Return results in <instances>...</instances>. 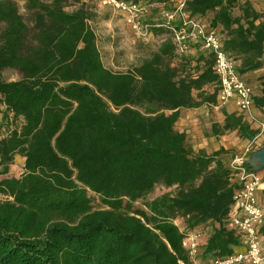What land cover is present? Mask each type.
<instances>
[{"label":"trees","instance_id":"1","mask_svg":"<svg viewBox=\"0 0 264 264\" xmlns=\"http://www.w3.org/2000/svg\"><path fill=\"white\" fill-rule=\"evenodd\" d=\"M70 6L0 0V76L6 69L21 75L0 79V133L7 130L0 135V196L7 197L0 264H193L182 242L197 230L207 234L197 261L232 255L240 240L227 222L236 187L221 159L229 152L194 154L174 129L181 110L216 105L213 57L198 47L179 56L166 39L131 70L113 73L90 25L95 15ZM246 8L235 17L231 0L190 4L199 16L213 13L210 26L221 30L242 77L264 67V16ZM259 87L260 110L264 76ZM223 116L213 137L255 139L240 116ZM16 156L24 173L5 177ZM157 186L176 192L136 209ZM89 195L103 208L93 209Z\"/></svg>","mask_w":264,"mask_h":264},{"label":"built area","instance_id":"2","mask_svg":"<svg viewBox=\"0 0 264 264\" xmlns=\"http://www.w3.org/2000/svg\"><path fill=\"white\" fill-rule=\"evenodd\" d=\"M186 1H178L174 10L163 13L157 22L151 23L146 19L149 7L145 5L99 0L103 7L120 14L137 41L146 43L158 34L160 44L169 39L179 56L188 55L194 47H198L213 57V73L219 83L217 107L232 103L238 116L250 126L254 125L257 131L255 139L248 142L245 151L241 155H234L228 165L230 180L236 187L227 222L239 237L240 246L232 255L203 262L196 258L199 247L205 243L206 232L197 230L188 234L182 246L193 264H264V241L260 236V229L264 225V179L263 174L249 169L245 163L250 148L259 142L264 122L258 119L254 110L255 94L238 72L239 61L224 50L221 30L212 28L210 22L202 17H190L185 11Z\"/></svg>","mask_w":264,"mask_h":264},{"label":"rangeland","instance_id":"3","mask_svg":"<svg viewBox=\"0 0 264 264\" xmlns=\"http://www.w3.org/2000/svg\"><path fill=\"white\" fill-rule=\"evenodd\" d=\"M123 2L132 4H142L149 7V14L147 20L151 23L157 22L161 15L167 11L174 10L175 5L181 0H121ZM193 0H187L185 3V11L190 17H197L190 9V4ZM232 2V12L235 17H241L244 9H247V5L251 6L255 11L261 13L264 16V0H231ZM69 10L73 7L86 6L91 9L92 13L95 15V19L90 22L92 29L94 30L96 37L98 38V49L101 52L103 58V65L106 69L113 73H126L131 70L133 66L138 65L143 59L150 57L152 52L156 51L160 45V36L154 35L153 38L146 42L141 43L134 38L127 26L122 20V17L117 12L109 9L108 7H103L99 0H70ZM20 11L23 13L22 4H19ZM213 13H206L202 17L206 20H210ZM193 57L197 55L192 54ZM181 58V57H180ZM180 58L172 61L171 66L177 67L180 63ZM264 76L263 72H252L243 77L245 83L252 89L253 93L258 94L260 87V78ZM21 75L18 71L14 69H6L2 72L0 79L5 82L18 81ZM217 106H203L196 110V114H190L189 111L181 110L180 116H183V124L180 127L185 126L187 129L186 135V146L192 153L196 154L198 152H205L206 154H211L213 148L219 145V142L223 141L224 136H228L229 146L224 148L225 151L229 152L223 155L221 159L229 165L231 160L230 155H241L248 146V142L244 140H238L237 136L233 134L226 133L217 138L213 137L211 133V127L213 124L221 125L217 118L219 114H223V109L218 107L215 110L214 107ZM264 122V121H263ZM188 123L189 126L185 124ZM19 124V122H18ZM192 125V126H191ZM178 124L175 125L174 129L178 131L180 128ZM11 128V126H10ZM7 130H2L0 135H4ZM263 135V134H262ZM262 135L259 138L258 144L250 148L249 153L246 155L245 159L249 162L252 161L251 155L254 152L259 151L264 147V142L262 141ZM224 143L226 141H223ZM228 145V144H227ZM250 165V163H249ZM251 166V165H250ZM250 169V167L247 165ZM260 172L264 175V168ZM24 173V158L16 156L13 165L10 166L9 172L5 177L8 178H19ZM174 193L176 190H165L161 186H157L153 193L150 194L143 200H140L134 204L136 209H144L146 202L164 195L166 193ZM91 199V206L93 209H102L103 206L100 203V199L96 196L89 195ZM7 197L0 196V202H3ZM185 222L182 219L174 221V225L178 227L179 231H183V226Z\"/></svg>","mask_w":264,"mask_h":264},{"label":"crops","instance_id":"4","mask_svg":"<svg viewBox=\"0 0 264 264\" xmlns=\"http://www.w3.org/2000/svg\"><path fill=\"white\" fill-rule=\"evenodd\" d=\"M97 38V37H96ZM99 45V43H98V38H97V46ZM99 50V49H98ZM99 53H100V56H101V52L99 51ZM101 60H102V63H103V58H102V56H101ZM258 71H261V72H263V68L261 69V70H258ZM257 71V72H258ZM258 94H259V92H258ZM258 94H256V95H258ZM224 108V109H223ZM214 109L215 110H218L219 108L217 107V106H215L214 107ZM222 109L223 110H225L228 114H231V113H234V114H236V115H238L237 114V112H236V109H235V106L232 104V103H228V104H226L225 106H223L222 107ZM196 110H198V109H195V110H186V111H189V113L190 114H196L195 112H196ZM255 110V113H256V115H257V117H258V119L259 120H261V121H264V108H262V109H254ZM181 115V114H180ZM217 120H218V122L219 123H221L222 124V122L224 121V116H223V114H219V116H218V118H217ZM183 116H180L179 117V119H178V121L176 122V124H178L179 125V127H180V125H182L183 124ZM175 124V125H176ZM186 126H189L188 125V123H186L185 124ZM192 126V125H191ZM185 126H181L179 129H178V132H185V133H187V129H185L184 128ZM253 130H256V127L254 126V125H251L250 126ZM226 134V133H225ZM229 134H233V135H235V136H237V134L236 133H229ZM263 135H262V141L264 142V131H263V133H262ZM237 139H238V136H237ZM227 140H229V137L228 136H224L223 137V141H226L225 143L223 142V141H221V142H219V145L218 146H216L215 148H213V151H216V150H218V149H220L221 147L222 148H227L228 146H229V142L227 141ZM238 140H240V139H238ZM245 141V140H244ZM247 142V141H246ZM228 144V145H227Z\"/></svg>","mask_w":264,"mask_h":264},{"label":"water","instance_id":"5","mask_svg":"<svg viewBox=\"0 0 264 264\" xmlns=\"http://www.w3.org/2000/svg\"><path fill=\"white\" fill-rule=\"evenodd\" d=\"M252 161H247L246 164L253 171H261L264 168V147L251 155ZM250 163V165H249Z\"/></svg>","mask_w":264,"mask_h":264}]
</instances>
